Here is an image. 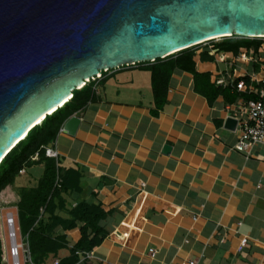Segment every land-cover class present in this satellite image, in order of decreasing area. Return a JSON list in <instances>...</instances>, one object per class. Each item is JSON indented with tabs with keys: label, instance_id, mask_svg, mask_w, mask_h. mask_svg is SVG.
Listing matches in <instances>:
<instances>
[{
	"label": "crops",
	"instance_id": "obj_1",
	"mask_svg": "<svg viewBox=\"0 0 264 264\" xmlns=\"http://www.w3.org/2000/svg\"><path fill=\"white\" fill-rule=\"evenodd\" d=\"M196 52L194 68L183 62L172 74L162 109L150 71L122 67L105 75L96 99L76 115V135L59 134L60 182L68 173L72 192L57 202L56 216L71 220L83 202L106 213V239L79 264H264V146L249 158L236 150L240 127L226 122L248 99L214 94L218 80L261 76L264 68L255 72L261 60L251 53L236 57L205 44ZM36 167L17 188L38 185ZM81 226L56 228L54 237L70 246L46 264L70 256Z\"/></svg>",
	"mask_w": 264,
	"mask_h": 264
},
{
	"label": "water",
	"instance_id": "obj_2",
	"mask_svg": "<svg viewBox=\"0 0 264 264\" xmlns=\"http://www.w3.org/2000/svg\"><path fill=\"white\" fill-rule=\"evenodd\" d=\"M233 36L264 39V0H0V163L102 72Z\"/></svg>",
	"mask_w": 264,
	"mask_h": 264
},
{
	"label": "trees",
	"instance_id": "obj_3",
	"mask_svg": "<svg viewBox=\"0 0 264 264\" xmlns=\"http://www.w3.org/2000/svg\"><path fill=\"white\" fill-rule=\"evenodd\" d=\"M205 45H212L218 53H232L236 57L241 54H252L261 60L255 64V72L262 71L264 66V39H250L233 36L220 40H212ZM196 46L175 53L164 59H157L155 62L136 64L152 75V88L155 102L158 108L162 109L167 102V94L172 74L188 62L195 66L194 58L196 51L202 47ZM136 66H124L136 67ZM194 68V67H193ZM108 72H102V79L90 80L83 88L74 91L72 99L52 115L46 117L41 125L33 128L27 137L21 141L0 164V264H7L8 255L4 242V221L2 210L9 207H16L18 212L19 227L31 256V264H46L51 256H57L60 251L67 249L70 245L66 237L55 238L54 234L58 226L74 229L82 224L81 239L70 249V256L61 260L58 264H79L84 256L82 254L92 253L102 245L107 237V232L102 226L106 213L100 206L88 203H80L72 212V219L65 221L56 216L57 202L61 204L62 197L71 193L68 173L62 179L59 162L46 156L45 148L56 143V140L65 124L75 115L85 109L89 103L96 99V87L99 83H105ZM206 78L208 75H198L196 78ZM250 77L237 78L234 88L216 86L215 95H229L232 93V100L240 97L248 100L257 99L255 95H246L238 91V84L250 83ZM263 88V85H258ZM39 153V159L33 158ZM34 166H42L43 174L36 187H16V181L23 170ZM70 222V223H69Z\"/></svg>",
	"mask_w": 264,
	"mask_h": 264
},
{
	"label": "built area",
	"instance_id": "obj_4",
	"mask_svg": "<svg viewBox=\"0 0 264 264\" xmlns=\"http://www.w3.org/2000/svg\"><path fill=\"white\" fill-rule=\"evenodd\" d=\"M261 52L264 51L262 50ZM262 68H264V66H262ZM101 78L102 74L99 75L96 79ZM250 79L251 80L249 85L241 82L237 87L241 92L257 96V99L239 101L236 105L237 116L233 117V119L238 122V127H240L241 130V138L236 146V150L245 153L248 158L252 155V150L255 147L264 146V72L261 74V76H251ZM235 81V78L220 79L217 81V84L219 86L227 88L229 86H233ZM256 85H263V88H258L256 87ZM45 153L47 157L55 159L58 162L59 152L54 148V144H52V146L46 147ZM38 159L39 153L35 155L33 160L37 161ZM24 172L25 170H23L21 174H23ZM4 221V225H6V227L8 228V239L11 242L10 250L14 264H20L19 258L21 255V251L24 252L25 259L26 254H29V257L31 259L28 244L24 241H22V243L18 242L15 214L13 212H9L5 216ZM240 225L241 223L239 224V226ZM248 242L249 238L244 237L241 241V246L246 247ZM25 246L27 247L26 251H24ZM82 255L84 256V259H89L93 256L92 253H86ZM154 255L155 253H153V256ZM191 264L196 263L193 262Z\"/></svg>",
	"mask_w": 264,
	"mask_h": 264
},
{
	"label": "rangeland",
	"instance_id": "obj_5",
	"mask_svg": "<svg viewBox=\"0 0 264 264\" xmlns=\"http://www.w3.org/2000/svg\"><path fill=\"white\" fill-rule=\"evenodd\" d=\"M43 167H36L35 169L33 170H30L33 174L34 177H37V176H40L42 175L43 173ZM27 179L28 177H25V176H20L17 181H16V187L17 186H20V185H25V183L27 182ZM17 208L16 207H12L11 209L9 208H4L2 210V219L3 221L5 220V216L9 213V212H13L15 214V218H16V227H17V237H18V242L19 243H22V241H24V237L22 236V231L20 230V227H19V221H18V213H17ZM5 223V221H4ZM4 237H5V242H4V245H5V248L7 250V255H8V261H7V264H14V261L12 259V256H11V242L10 240L8 239V228L6 227V225H4ZM27 247L25 246V250L26 251ZM19 262L20 264H31L30 262H27L25 261V255H24V252L21 251V255H20V258H19Z\"/></svg>",
	"mask_w": 264,
	"mask_h": 264
},
{
	"label": "bare ground",
	"instance_id": "obj_6",
	"mask_svg": "<svg viewBox=\"0 0 264 264\" xmlns=\"http://www.w3.org/2000/svg\"><path fill=\"white\" fill-rule=\"evenodd\" d=\"M50 114H53V112H51ZM37 123H40V122H37ZM36 125H37V124H36ZM36 125H34L33 127H35ZM33 127H32V128H33ZM0 164H1V163H0Z\"/></svg>",
	"mask_w": 264,
	"mask_h": 264
}]
</instances>
